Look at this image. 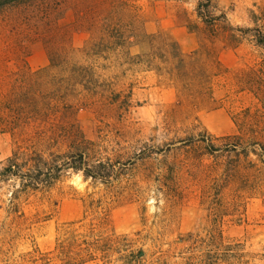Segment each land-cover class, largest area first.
Instances as JSON below:
<instances>
[{"label":"trees","instance_id":"trees-1","mask_svg":"<svg viewBox=\"0 0 264 264\" xmlns=\"http://www.w3.org/2000/svg\"><path fill=\"white\" fill-rule=\"evenodd\" d=\"M55 3L0 0V133L9 132L16 138L12 154L2 163L1 179L16 177L24 189H37L41 183L50 185L74 170L94 185L110 181L117 164L129 167L142 157V151L116 159L103 151L97 153L96 138L79 116V109L91 110L98 124L114 116L121 118L123 113L118 111L133 96V88H124L123 80L131 70L156 71L163 87L179 89V103L189 101L190 117L201 110H228L233 122L224 143L209 144L222 155H235L236 161L246 157L247 164H234L212 178L207 174V183L201 187L210 215L205 230H182L177 210L183 195L171 183L175 177L169 166L163 171L159 189L165 204L158 203L162 212L155 221L162 231L154 235L145 231L147 205H142L143 229L134 235H101L86 252L70 255V260L83 264L99 257L98 251L90 248L116 246L126 264H264V244L251 247L239 232L248 222L247 206L254 202L264 205V180L258 189L248 188L257 177L249 167L258 160L264 163V23L227 25V13L220 11L215 0H199L198 19L179 24L196 35L199 46L195 52H185L170 28L165 49L133 53L127 45L135 32L111 24L98 29L89 25L91 39L85 46L79 44L75 25L96 13L79 11L75 22L63 24L59 3ZM40 46L50 52V62L35 68L29 57ZM227 46L239 56L235 66L226 65L220 57ZM115 53L122 59L119 70H115L119 63L113 62ZM75 125L76 141L71 140ZM52 140H62L57 155L61 162L49 159L57 151L48 145ZM193 143V139L168 141L161 151L166 149V159L173 150ZM253 153L257 159L251 157ZM144 194L141 190L123 191L119 201L140 203ZM259 214L264 219V210Z\"/></svg>","mask_w":264,"mask_h":264},{"label":"rangeland","instance_id":"rangeland-1","mask_svg":"<svg viewBox=\"0 0 264 264\" xmlns=\"http://www.w3.org/2000/svg\"><path fill=\"white\" fill-rule=\"evenodd\" d=\"M53 1L59 3L57 10L58 13L62 12L59 20L63 24L75 22L79 11L96 13L87 22L75 25L74 35L79 44L85 46V42L91 39V31L87 28L89 25L98 29L102 24H111L135 32L133 41L127 45L133 53H143L140 51L144 44L149 48L146 52L165 49V41L173 24L198 19L196 10L199 0ZM215 2L221 12L227 13L224 22L227 25L253 26L264 23V0ZM190 29H186L184 37L194 34ZM158 31L159 35L156 34ZM191 42L194 46L196 43L192 50L195 52L199 46L197 37L195 42ZM245 46L247 50L251 49L246 41ZM42 49L46 50L49 63L50 52L47 48L40 46L34 53ZM227 49L235 50L232 46H227ZM237 57L239 61L238 54ZM120 60L115 53L113 62L119 63L118 68L114 66L115 70L121 68ZM158 62L154 61L155 64ZM160 65L165 66L163 62ZM131 72L134 73V70ZM131 72L123 80L125 85L122 86L133 88V96L131 102L118 111L123 113L121 118H106L108 121L98 124L93 119L94 113L86 107L79 109V116L96 138L97 153L103 151L116 159L142 151V157L127 168L117 164L116 173L110 181L95 185L91 179L85 180L82 172L74 170H69L68 174L50 185L41 183L37 189H24L16 177L6 180L0 177V264H74L70 255L86 252L97 237L134 235L143 229L142 205H147L145 214L148 228L145 231L152 235L159 233L162 230L155 221L159 219L162 209L158 203L165 204L159 189L164 182L163 171L169 166L173 167L175 177L171 183L177 185L183 195L177 210L182 230L203 231L210 225L208 204L203 202L201 194L207 176L212 178L234 164H247L246 157L242 156L236 161L235 155H222L212 150L209 144L211 141L217 145L224 143L233 122L230 113L221 107L201 110L196 117L194 114L190 117L189 107L186 106L189 101L179 103V89L163 87L156 71ZM76 132L75 125L71 140L76 141ZM201 134H205V138ZM15 139L12 133H0V169L3 161L12 154ZM177 139H193L194 143L173 150L165 159L163 152L166 149L161 151V147ZM61 141L52 140L48 144L57 150L49 158L55 163L62 161V157H57ZM251 157L257 159L258 156L253 153ZM249 168L257 177L248 188L256 190L264 180V163L258 160L256 165ZM140 190L145 193L143 202L119 201L123 191ZM246 210L248 222L239 232L251 247H260L264 244V219H260L259 211L264 210V205L250 203ZM90 249L97 250L99 257L83 264H126L121 257V249L116 246L108 250Z\"/></svg>","mask_w":264,"mask_h":264},{"label":"crops","instance_id":"crops-1","mask_svg":"<svg viewBox=\"0 0 264 264\" xmlns=\"http://www.w3.org/2000/svg\"><path fill=\"white\" fill-rule=\"evenodd\" d=\"M171 29H172L173 34L181 42L183 50L187 53H191L192 50L196 46V43L194 46L192 45L191 41L195 42L196 35L189 34L188 36L184 37V33L186 32V29H187V27L185 26L173 24V26H171ZM186 39H189L190 42ZM147 50H149V48L147 47L146 44H144L140 52H146ZM220 57L223 60V62L228 66H233L238 62V57H237V54L235 53V50L234 51H231L230 49L226 50V47L221 51ZM29 61H30V64L36 68V67L46 65L49 61V57L47 55L46 50L42 49V50H39L31 54V56L29 57ZM218 109H222V108H218Z\"/></svg>","mask_w":264,"mask_h":264}]
</instances>
